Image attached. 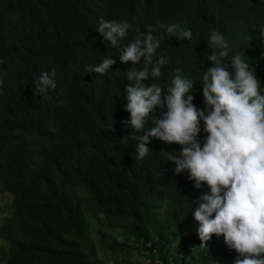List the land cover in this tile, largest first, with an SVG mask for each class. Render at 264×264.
Here are the masks:
<instances>
[{
  "label": "trees",
  "instance_id": "trees-1",
  "mask_svg": "<svg viewBox=\"0 0 264 264\" xmlns=\"http://www.w3.org/2000/svg\"><path fill=\"white\" fill-rule=\"evenodd\" d=\"M227 1L0 0V263L104 264L95 235L115 264H132V250L148 264H234L239 253L223 235L200 246L194 211L210 189L197 188L187 170L175 172L168 159L180 145L150 138L148 154L136 160L137 138L161 110L149 114L142 132L126 123L125 89L135 83L127 71L142 65L120 60L141 34L163 35L158 49L168 62L159 78L141 84L166 89L179 68L194 82L190 94L203 98L208 57L221 51L207 40L212 31L230 52L257 47V30ZM101 19L131 26L117 46L95 31ZM174 24L192 39L168 34ZM111 57L106 73H88ZM159 57L156 51L153 63ZM255 62L264 93V56ZM53 71L55 88L35 93L40 74Z\"/></svg>",
  "mask_w": 264,
  "mask_h": 264
},
{
  "label": "clouds",
  "instance_id": "clouds-1",
  "mask_svg": "<svg viewBox=\"0 0 264 264\" xmlns=\"http://www.w3.org/2000/svg\"><path fill=\"white\" fill-rule=\"evenodd\" d=\"M223 4L257 30V47H233L230 52L224 36L212 31L207 40L221 51L208 57L212 66L202 76V98L190 94L194 82L182 78L179 68L166 89L141 84L149 77L159 78L161 65L168 62L166 52L158 49L164 36L157 37L151 30L141 34L120 53L121 62L142 65L127 71V80L135 83L125 89V109L130 113L126 123L142 132L149 114L161 110L154 126L138 136L136 160L148 154L150 138L179 144V154L168 159L175 163V172L187 170L197 188L204 183L210 189L194 211L200 246H208L213 234L223 235L225 243L239 253L234 264H264V93L254 71L255 61L264 56V0ZM130 27L127 21L101 19L95 31L117 46ZM166 32L178 39H192L191 30L178 24L168 25ZM156 51L161 57L153 63ZM115 62L105 58L87 71L102 75ZM55 75L54 71L42 72L35 93L46 95L50 87L55 88ZM201 121L207 133L202 145L198 139Z\"/></svg>",
  "mask_w": 264,
  "mask_h": 264
},
{
  "label": "rangeland",
  "instance_id": "rangeland-1",
  "mask_svg": "<svg viewBox=\"0 0 264 264\" xmlns=\"http://www.w3.org/2000/svg\"><path fill=\"white\" fill-rule=\"evenodd\" d=\"M8 198H10L9 195H7ZM89 217V221H90V225L96 229L98 227L97 225V220L93 217ZM94 240H95V245L97 248V256L99 257V259L101 261L104 262V264H115L114 260L112 259L111 255L106 254L103 250H102V246L98 241L97 236L94 235ZM191 244V243H190ZM122 256V253H120L118 255V258ZM130 261L132 264H148V260L142 256V254L138 253L136 250H132L131 251V255H130ZM0 264H4V263H0Z\"/></svg>",
  "mask_w": 264,
  "mask_h": 264
}]
</instances>
